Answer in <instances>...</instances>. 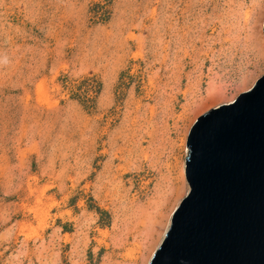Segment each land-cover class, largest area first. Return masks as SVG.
Returning <instances> with one entry per match:
<instances>
[{
  "label": "rangeland",
  "instance_id": "obj_1",
  "mask_svg": "<svg viewBox=\"0 0 264 264\" xmlns=\"http://www.w3.org/2000/svg\"><path fill=\"white\" fill-rule=\"evenodd\" d=\"M263 19L264 0H0V264H145L187 131L264 73Z\"/></svg>",
  "mask_w": 264,
  "mask_h": 264
},
{
  "label": "water",
  "instance_id": "obj_2",
  "mask_svg": "<svg viewBox=\"0 0 264 264\" xmlns=\"http://www.w3.org/2000/svg\"><path fill=\"white\" fill-rule=\"evenodd\" d=\"M185 147L189 190L148 264H264V73L197 117Z\"/></svg>",
  "mask_w": 264,
  "mask_h": 264
},
{
  "label": "bare ground",
  "instance_id": "obj_3",
  "mask_svg": "<svg viewBox=\"0 0 264 264\" xmlns=\"http://www.w3.org/2000/svg\"><path fill=\"white\" fill-rule=\"evenodd\" d=\"M264 24V19H263V23H262V25ZM262 29H263V26H262ZM257 80V79H256ZM255 80V81H256ZM255 81L251 84V86L250 87H248L247 89H246V91L247 90H249L252 86H253V84L255 83ZM234 101V99H232V100H230L229 102H227L226 104H228V103H231V102H233ZM191 120V119H190ZM196 120V119H195ZM194 120V121H195ZM186 121V120H185ZM191 126V125H190ZM190 130V129H189ZM187 132H189V131H187ZM186 132V133H187ZM184 141V140H183ZM186 148V147H185ZM185 151V150H184ZM186 151H187V153H188V150L186 149ZM185 151V152H186ZM184 177H185V158H184ZM185 188H186V191H185V196H186V194H187V192H188V190H189V186H188V184H187V182L185 183ZM184 189V188H183ZM180 201L181 200H179V201H177V203H176V205H175V207L173 208V210H172V212H171V214H170V216L168 217V220H167V223H162V225H163V230H159L160 231V233H159V241H158V243H156L157 245L153 248V250L151 251V253H150V255H149V257L147 258L148 260H146L147 262L145 263V264H148L149 263V261L151 260V258H152V256H153V253L155 252V250L158 248V246L160 245V243L162 242V240H163V238H164V235H165V233H166V231L168 230V228H169V226H170V221H171V217H172V214H173V212H174V210L176 209V207L178 206V204L180 203ZM167 216V215H166ZM165 225V226H164ZM161 235V236H160ZM144 258V257H143ZM143 263V262H142Z\"/></svg>",
  "mask_w": 264,
  "mask_h": 264
}]
</instances>
